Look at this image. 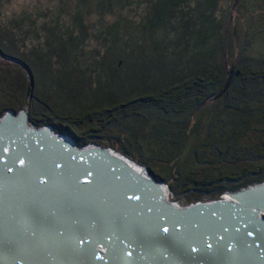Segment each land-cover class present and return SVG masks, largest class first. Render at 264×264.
Listing matches in <instances>:
<instances>
[{
    "label": "trees",
    "instance_id": "1",
    "mask_svg": "<svg viewBox=\"0 0 264 264\" xmlns=\"http://www.w3.org/2000/svg\"><path fill=\"white\" fill-rule=\"evenodd\" d=\"M139 1L82 0L79 25L87 6L103 16L119 3L121 15ZM150 1L144 37L158 44L152 62L170 66L155 79L142 75L131 91L96 85L91 99H62L50 67L35 75L23 49L0 35V121L24 110L31 125L81 147L114 145L115 131L124 133L131 138L119 152L188 206L264 183V54L252 53L264 42V0ZM110 74L109 81L118 75ZM20 99L24 106L11 108Z\"/></svg>",
    "mask_w": 264,
    "mask_h": 264
},
{
    "label": "bare ground",
    "instance_id": "2",
    "mask_svg": "<svg viewBox=\"0 0 264 264\" xmlns=\"http://www.w3.org/2000/svg\"><path fill=\"white\" fill-rule=\"evenodd\" d=\"M27 128L0 126V264H264V187L167 209L136 167Z\"/></svg>",
    "mask_w": 264,
    "mask_h": 264
},
{
    "label": "rangeland",
    "instance_id": "3",
    "mask_svg": "<svg viewBox=\"0 0 264 264\" xmlns=\"http://www.w3.org/2000/svg\"><path fill=\"white\" fill-rule=\"evenodd\" d=\"M81 1L0 0V35L23 49L22 53L32 63L35 75L42 74L40 65H47L45 68L50 67L58 84L59 96L62 99L68 100L72 97L74 99H91L96 85H110L112 88L122 87L131 91L138 87L139 82H142V75L150 73L155 79L158 70L169 69L168 63H162V66H159L152 62L158 44L154 42V39L151 41L144 37L142 30V25L150 14L147 5H152V1L149 0L144 4L140 0L135 6L123 3L127 7L121 15L118 14L119 3L114 4L111 12L102 13L103 16L96 8L87 6L84 11L87 17L83 18V26L79 25L77 19L81 14ZM95 1L97 0H87V3ZM151 9L153 8L151 7ZM113 27L116 33L113 31ZM83 30L85 31L83 32ZM105 38L108 39L106 47L103 44ZM17 39L20 42H17ZM257 42H255L252 53L255 56H260L264 54V42L261 44ZM106 70L110 72H106ZM110 73L118 75L109 81L107 78L111 75ZM50 80L51 78H48L47 82H51ZM32 90L38 93L45 91L40 86H36L35 90L34 83ZM20 101L23 100L20 99ZM19 102L11 108L20 109L21 106L23 107L24 104ZM4 105H6L5 101L0 96V109ZM27 109L29 110V108ZM24 112L27 114L28 123H30L29 112ZM46 127L51 128L50 126ZM57 136L69 139L65 135ZM116 136L124 144L128 143V139L131 138L118 131H115ZM118 141L116 139L114 145L104 143L100 144L101 146H96L114 147L118 151L112 148L106 151L114 152L128 159L119 152L121 146ZM130 141L135 142L132 139ZM129 161L134 163L140 171L144 169L147 173L146 176L154 178L148 169L142 168L143 163L141 165L130 159ZM158 184L162 185L166 193L165 196L172 204L185 208L196 205L189 204L190 206H188V198L176 197L170 193L167 185ZM221 199L224 200L227 197L222 196Z\"/></svg>",
    "mask_w": 264,
    "mask_h": 264
},
{
    "label": "water",
    "instance_id": "4",
    "mask_svg": "<svg viewBox=\"0 0 264 264\" xmlns=\"http://www.w3.org/2000/svg\"><path fill=\"white\" fill-rule=\"evenodd\" d=\"M23 114V116H18L17 118H13V116L14 115H9V118H5V119H3L1 122H0V126H2L8 119L9 120H11V121H13V120H24V123L25 124H27V122H26V120H27V114L25 113V112H22ZM29 132L31 133V134H45V135H47V136H49L50 137V139L54 142V143H61L62 141H61V138H59L57 135H54V133L52 132V130L50 129V128H48V127H46V129L45 130H39V131H37V130H29ZM63 140H65L66 138H62ZM83 148H85V149H83ZM83 148H80L81 150L83 149V152H90V151H94V152H99V149L101 150V153H106V154H112V155H110V156H113L112 158H114V157H116V158H118L117 159V161H120V162H126L128 165H126V166H129V167H131V168H133V169H136L137 167H136V165L134 164V163H132L131 161H129V159H125V158H123V157H121V156H119L118 154H116V153H114V152H108V151H106V150H111V149H108V148H102V147H98V146H91V147H83ZM80 149H79V151H80ZM82 153V152H81ZM116 158H114V159H116ZM136 167V168H135ZM143 168V167H142ZM142 174H147L146 173V171L144 170V169H142ZM156 187H157V185H156ZM264 187V183H262V184H259V185H256V186H252V187H249V188H247V189H244V190H242V191H240V192H236V193H227V194H225L224 196H226V197H229L231 200H234V199H236V198H238V197H241V196H243V195H245V194H247V193H249V192H252V191H256V190H259V189H261V188H263ZM164 192H165V190H164ZM163 194V198L165 197V193H162ZM164 203V202H163ZM212 204H215V205H212V206H206V207H201V208H204V209H208V208H214L215 206H225V205H227V204H229L228 202H226V201H224V200H222V201H217V202H215V203H212ZM163 205H165V206H167L166 205V203H164ZM167 208V207H166ZM201 208H199V207H196V206H194V207H192L191 209H189V210H186V212H193V210H195V209H201ZM167 209H170V207H168ZM182 211H184V210H181V212ZM253 219H255V221H257V222H259L260 224H262L263 226H264V219L262 218V217H259V216H257L256 215V217L255 218H253Z\"/></svg>",
    "mask_w": 264,
    "mask_h": 264
},
{
    "label": "flooded vegetation",
    "instance_id": "5",
    "mask_svg": "<svg viewBox=\"0 0 264 264\" xmlns=\"http://www.w3.org/2000/svg\"><path fill=\"white\" fill-rule=\"evenodd\" d=\"M28 124H29L31 127H34V128L37 129V127L31 125L30 123H28ZM50 129H51V128H50ZM51 130H52L53 132H55L53 129H51ZM54 134H56V135H60V134H58V133H56V132H55ZM65 136H66V135H65ZM66 137H68V136H66ZM68 138L70 139V140H69V139H68V140L71 141L74 145H76V146L79 147V148H83V147L79 146L75 141H73L70 137H68ZM66 139H67V138H66ZM91 146H96V145H90V146L88 145V146H85V147H91ZM167 200H168V199H167ZM167 202L170 203L171 201L168 200ZM169 205H170V204H168L167 207H169Z\"/></svg>",
    "mask_w": 264,
    "mask_h": 264
},
{
    "label": "clouds",
    "instance_id": "6",
    "mask_svg": "<svg viewBox=\"0 0 264 264\" xmlns=\"http://www.w3.org/2000/svg\"><path fill=\"white\" fill-rule=\"evenodd\" d=\"M22 112H24V111H21V112H20L19 114H17V115H15V113H12V114L15 115V116H19ZM9 113H11V112H9ZM7 114H8V113H7ZM7 114H6V115H7ZM6 115H5V116H6ZM5 116H4V117H5ZM4 117H3V118H4ZM3 118H2V119H3ZM1 121H2V120H1ZM1 121H0V122H1ZM26 122H27V124H28V120H26ZM28 126H29L30 128H32V129H36V128H34V127H31L29 124H28ZM41 128H46V126H44V127H40V128H37L36 130H39V129H41Z\"/></svg>",
    "mask_w": 264,
    "mask_h": 264
}]
</instances>
